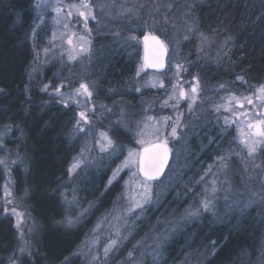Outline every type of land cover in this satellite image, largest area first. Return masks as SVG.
Wrapping results in <instances>:
<instances>
[{
    "label": "rangeland",
    "instance_id": "374dc122",
    "mask_svg": "<svg viewBox=\"0 0 264 264\" xmlns=\"http://www.w3.org/2000/svg\"><path fill=\"white\" fill-rule=\"evenodd\" d=\"M148 5L155 6L156 0H38L41 9L32 40L37 41L43 28L50 32L44 35L41 46L37 44L31 76H43L58 61L72 69L65 80L58 79L60 71L53 70L50 75V80L64 81L53 95L76 108L71 139L78 144V153L71 163L70 176L83 178L108 166L110 178L106 186L116 185L107 209L97 215L79 246L78 255L86 264H116L112 256L122 249L126 253L123 264H163L162 247L177 230L206 214L221 218L229 213L248 212L264 199V136L249 127L264 121V93L260 92L264 84L237 91L235 85L203 82L200 75L204 66L221 65L227 58L229 40L215 44L216 39L199 32L185 12L176 11L158 21H141L139 29L143 34L159 35L169 57L164 73L149 72L143 65L141 39L131 38L129 47L141 54L134 76L136 87L131 91L136 105L101 102L97 89L87 82L89 77L82 68L94 61L90 59L96 36L92 23L116 28L117 21L136 20L145 7L150 11ZM47 20L51 27L45 24ZM74 71L81 76L77 85H70L77 75ZM82 84L90 96L80 88ZM49 86L48 80L46 87ZM116 130L129 134V140H117L112 134ZM7 135L8 129L0 125V169L5 176L1 206L15 220L22 243L19 253L24 254L28 246L23 230L29 215L21 209L22 203L14 192L12 169L16 162L5 148ZM158 141L169 145L172 160L161 181L147 182L138 174L139 157L130 158L129 150L139 153L145 145ZM249 145L256 148L251 155ZM126 160L128 166L123 167ZM74 164L78 166L73 168ZM70 187L66 203L78 214L70 222L90 219L95 208L89 202L82 209L75 201L74 180H70ZM140 222H152L150 231L146 229L133 240ZM193 263L187 259L183 264Z\"/></svg>",
    "mask_w": 264,
    "mask_h": 264
},
{
    "label": "trees",
    "instance_id": "16d2710c",
    "mask_svg": "<svg viewBox=\"0 0 264 264\" xmlns=\"http://www.w3.org/2000/svg\"><path fill=\"white\" fill-rule=\"evenodd\" d=\"M168 4L171 7H166ZM149 7L150 11L145 7L136 20L117 21L116 28L92 23L96 36L90 59L94 61L82 69L101 102L136 105L131 91L136 87L134 76L141 54L132 51L130 40H140L144 33L138 22L158 21L176 11L188 14L196 29L214 37L215 44L230 41L223 67L201 68L203 82L235 85L237 91L264 84V0H156V5ZM40 9L38 0H0V125L8 129L5 148L16 162L12 169L14 192L29 215L23 230L28 248L20 254L22 243L15 220L1 206L5 176L0 169V264H86L78 255L79 246L97 215L107 209L116 185L106 186L108 166L83 178L70 176L78 153V144L71 139L76 108L53 95L64 81L50 80V75L53 70L60 71L58 79L65 80L72 69L58 61L43 76L33 78L30 72L37 44L41 46L50 32L43 28L37 41L32 40ZM45 24L51 27L50 21ZM76 73L70 85L78 84L81 74ZM48 80L50 86L46 87ZM121 133L116 130L112 134L117 140H129V134ZM70 180L76 184V203L82 208L91 202L95 208L86 221L69 220L78 216L66 203L71 195ZM263 205L264 199L248 212L229 213L222 219L206 214L177 230L162 247L163 264H183L187 259L193 264H262ZM151 224L140 222L133 240L146 229L150 231ZM125 257L122 249L112 256V262L123 264Z\"/></svg>",
    "mask_w": 264,
    "mask_h": 264
},
{
    "label": "snow or ice",
    "instance_id": "6c2138e0",
    "mask_svg": "<svg viewBox=\"0 0 264 264\" xmlns=\"http://www.w3.org/2000/svg\"><path fill=\"white\" fill-rule=\"evenodd\" d=\"M85 7H87V5H85ZM80 15L85 16V19H87V16L85 15V13L81 12ZM149 39L153 40L159 46V49L161 50V52H163L165 50L164 42L159 40L155 36L145 37L146 46H147V42ZM69 42L71 43V41H69ZM146 61H147V56H146ZM149 66L161 67L162 64L151 63ZM238 79H240V78L238 77ZM80 88L83 89L89 96L91 95V93L88 92L87 87L85 85L82 84L80 86ZM77 91H79V90H77ZM195 91H196V89L193 88V92H195ZM260 92L264 93V87H262L260 89ZM182 95H183V93H182ZM248 103H252V101L249 100ZM240 107H243V104H241ZM80 115H81V117H84V113H81ZM249 127L250 128H253V127L256 128L257 134L264 136V121H259L257 124H250ZM175 133H176V129L173 128L172 129V135L174 136ZM140 143L143 144L144 141L141 140ZM108 144L111 145L112 141L108 140ZM248 151H249L250 155L253 154L256 151L255 145H249ZM167 153H168V149H167L166 142H165V143H159V144L152 145L151 147H144L142 153H136V152H133L132 150H129V157L130 158L133 156L139 157L140 171L143 172L144 176L147 179L151 180V179H155L156 176H158L163 171L164 165L167 163ZM128 163H129V161L126 160L123 167H127ZM77 166H78L77 164H74L73 168H75ZM119 170L120 169H118L117 171H119ZM137 207H142V205H137ZM205 207H207V205H205ZM112 243L115 244V241H113ZM107 251H108V249L106 248L105 252L107 253Z\"/></svg>",
    "mask_w": 264,
    "mask_h": 264
},
{
    "label": "water",
    "instance_id": "95a60500",
    "mask_svg": "<svg viewBox=\"0 0 264 264\" xmlns=\"http://www.w3.org/2000/svg\"><path fill=\"white\" fill-rule=\"evenodd\" d=\"M153 36H155L159 40L163 41V39L159 35L154 34V33L153 34L146 33V34H143L141 36V43H142V47H143V52H142L143 65L149 72L162 74L166 71L167 66H168L169 51H168L166 44L164 43L165 50L163 52H161V50L159 49V46L151 39L148 40L147 46H146L145 37H153ZM146 56H147V61H146ZM151 63H160V64H162V66L161 67L149 66ZM159 143H165V142L158 141V142H154V143H150L148 145H145L144 147H151L152 145L159 144ZM166 146L168 149L167 163L164 165L163 171L158 176H156L155 179L149 180L144 176L143 172L140 171V165H139V159H138V174L142 180H145L147 182H159L164 178V176L166 175L168 168L170 166L171 160H172L171 148L169 147V145L167 143H166ZM144 147H142L140 149L139 153L143 152Z\"/></svg>",
    "mask_w": 264,
    "mask_h": 264
}]
</instances>
